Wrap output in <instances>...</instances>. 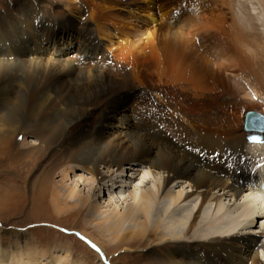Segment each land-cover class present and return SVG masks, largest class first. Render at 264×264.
<instances>
[{"label": "bare ground", "instance_id": "obj_1", "mask_svg": "<svg viewBox=\"0 0 264 264\" xmlns=\"http://www.w3.org/2000/svg\"><path fill=\"white\" fill-rule=\"evenodd\" d=\"M35 2L8 6L0 16V102L17 110L0 119V163L7 157L2 149L28 122L37 129L36 142L63 148L64 157L38 181L32 205L45 203L66 216L85 211L101 238L149 250L157 256L152 264H264V130L247 131L243 122L247 107L261 105L264 115V0H67V12L47 9L45 15ZM113 9L136 17L141 12L148 25L126 26L115 13L99 19ZM212 24L219 40L209 33ZM69 28L82 33L75 47L67 44L73 36L56 35ZM94 36L107 38L126 64L110 63L104 49L98 53ZM197 36L211 59L201 65L192 58ZM58 40L60 59L52 57ZM211 61H220L214 70ZM226 70L237 73L230 82ZM130 96L128 109L123 103ZM108 107L111 114L129 111L125 138L101 135L95 116L106 119ZM113 116L101 120L107 129L122 125ZM253 134L260 140L251 141ZM129 164L161 173V182L144 183L149 172L126 189L123 167ZM55 171L58 180L49 182ZM70 173L75 181L92 180L118 194L124 204L102 205L100 188L89 192L79 182L67 184ZM177 184L189 191H174ZM10 202L8 196L0 200L8 207ZM258 220L260 235L239 234Z\"/></svg>", "mask_w": 264, "mask_h": 264}, {"label": "rangeland", "instance_id": "obj_2", "mask_svg": "<svg viewBox=\"0 0 264 264\" xmlns=\"http://www.w3.org/2000/svg\"><path fill=\"white\" fill-rule=\"evenodd\" d=\"M22 1L23 0H0V16L4 14L8 6H14L18 2H22ZM33 1H36L35 3H38L39 6L44 8L42 11H40L41 15H45V13L47 12V9L48 10L49 9L51 10L63 9L64 10V9L70 8L64 4V2H66L67 0L65 1L64 0H58V1L57 0H33ZM165 6L167 7V5ZM168 8H170L169 5H168ZM156 9H159V8H156ZM156 9H155V12H156ZM64 11L67 12V10H64ZM112 13H115L116 15H112ZM206 13L208 12H203L201 15H204ZM109 15H112L113 17L118 18L119 20L122 21V24L126 26L128 25L130 27L132 26L130 24H133V23L139 24V26H141L142 24H147L146 22H144L143 19L145 18V16L142 15L141 12H138V16L136 17L134 13L132 15H128L126 11H120V10L116 11L114 9L111 11L102 12L99 19H101V21H104L105 18ZM70 16L73 17V19H75L76 23L78 22V18H76V16H73V15H70ZM128 16H130L132 19L126 20V17ZM138 18H140L141 21ZM193 19H195V15ZM80 21H81L80 23L85 22L83 18ZM134 26H136L135 29H139L137 25H134ZM213 26H214L213 24L212 26H210L211 31L209 33L211 36L214 35V37H216V40H219V37H221L222 35H220V32L217 31L216 28L212 30ZM46 27L45 25H43L41 27L42 29L40 28L41 29L40 31H43L44 29H46ZM14 31H17V30H14ZM76 31L77 30L75 29L71 30L69 28L66 32H63V34L62 32L60 33V31L56 32V35L58 34L59 37H61V35L63 36L66 34H69V37L73 36L70 42H68L67 44L70 47H75L76 42H78L77 38L82 37V33H79L78 31L77 32ZM132 35L134 36V33H132ZM111 36H112L111 40L116 41L117 37L114 35V33L111 34ZM142 39L143 38H141V40ZM202 39H204L203 35H202ZM192 40H194L193 44L195 43V45L192 46V51H194V55H193L194 57H192L193 62H197L198 65H201L203 62L210 61L211 59L207 55L208 51L207 50L204 51L203 49L204 46L202 43H206V41L202 40L203 41L202 42L198 36L194 37V39ZM216 40L213 43V45L216 48H219L220 45L216 44ZM94 41L96 44L98 43L100 45L98 53H100V51H103L104 49V54L109 57L110 60L108 59V61L110 63L114 61L117 64H126L124 61L122 62V59H119V57L115 56L114 51L110 50V47L108 45L109 40L107 38L94 36ZM60 43H61L60 40H58L57 53L52 54L53 58H56V59L62 58L61 53H60ZM0 47H1V43H0ZM97 56L99 57V55ZM212 62L213 61H211V63ZM215 62L218 63L220 61H215ZM215 62L212 64L215 65L216 64ZM127 68L129 69V67ZM215 68H216V65L212 66L213 70ZM188 72H186L185 73L186 75L184 76H186L185 78L190 81L189 77L191 78L190 75L192 74V71H188ZM234 72L230 70L228 71L226 70L225 72H223V75L228 77L229 78L228 81L230 82L232 80V75L235 76L234 74H237ZM195 79L198 81L197 78ZM134 89L138 90L140 89V86H135ZM151 95L154 98H156L155 99L156 102H159L160 104H162L158 95H156L153 92L151 93ZM240 96L241 94L239 95L238 93V96L235 99H240L241 98ZM132 102H133V98L130 96V98L126 100L123 103V105H125L126 108L129 109L131 108V106H133ZM257 102H261V101H257ZM0 103H1L0 104V119H3L4 116L7 117L6 114L8 112L9 113L13 112L12 114L17 113L16 107L14 104H11L9 106V103L7 102H4L3 104L2 102ZM137 108L141 109L139 107ZM145 110H146L145 108H142L141 111L143 112ZM260 110H261V105L258 107H253V108L247 107L245 112L253 111V112H257L258 114L262 115L260 113ZM110 111H111L110 107L106 108L103 111L106 119L102 120L101 118L103 116L102 113L97 114L95 116V120L97 121L96 125L98 129L100 130L101 135L106 139L107 138H118V139L125 138L126 134L124 133L125 131L123 129V126H124L123 120L131 121L129 111L128 112L126 111L125 115H123L122 111L121 112L119 111V113H116V114L114 113L111 114ZM111 115H114L111 119H116L117 123L121 121L122 125L108 127L107 129L104 123L107 122V119ZM101 120L104 123H101ZM18 121L19 123H21L20 119H18ZM28 123L23 124L24 130H19L18 134L13 135L12 141L6 146L7 148L2 149L4 151V154L7 155V157L3 158V161L5 163L4 162L0 163V194H1L0 200H5L6 197L8 196L12 202L9 203L10 204L9 207L4 206L3 204H0V263L2 264H5V263L6 264H16V263L28 264L26 263V259L28 257L29 258L33 257L32 258L33 261H31L29 264H152L154 263V260L157 259V256L152 252L150 253L149 250L145 248L144 249L136 248V247L133 248V246L132 248H128L124 246H115L112 243L108 242L106 239L101 238L96 232L95 228L86 223L85 220L87 218L86 217L87 213L85 211H83L80 214L75 213V215L74 214L70 215L67 212V214L69 215L66 216V213L61 215L56 212L54 207H52L51 205L45 204V203H43V205H40V206L32 205L33 203L32 195L36 191L37 186H39L38 181H40V179H43V175L45 174V172L47 174V171L52 167V165L58 162L59 160H61L64 157V155L62 152L63 148L55 144L48 145L49 144L48 139H46V144L48 143L47 144L48 146H45L43 142L39 143L38 140L36 142L34 132L37 129H35V127L31 125V123L29 124ZM263 123L264 121L261 119H257L254 122V124L256 125L255 126L256 128L258 127L262 128ZM133 124H135V122H133ZM139 124L144 125L143 122H139ZM1 136L3 135L0 132V137ZM22 142L24 143V146H21L20 143ZM37 143H39L38 146H37ZM38 147L41 148L42 151L40 150L38 151ZM15 153H18V155H15ZM19 158L21 159L19 160ZM22 164H24V166ZM131 165L132 164H129L128 167H123L124 171L123 169L119 170V172L123 171V173L128 176L129 181L126 180L125 182H126V189H129V190L134 188L135 183L138 181V177L143 176L144 173L151 172L147 170L146 168H143V165L141 166L139 165L131 166ZM125 166H127V163L125 164ZM16 168L18 171L16 170ZM19 169L23 170L25 174L23 172L18 174L17 172H19ZM73 173L74 175H77L79 174V171L77 169H74ZM151 173H149V176L146 177V179L144 180V183H151V180H153L155 183L161 182V178H162L161 173L157 171H153ZM57 176H58V172L55 171V173L52 174L49 182L57 181L58 180ZM10 178H12V180ZM84 178H87L88 180L89 177L84 176ZM75 180H76V176H73L72 173L68 174L67 184H71V183L77 184V182L80 183V181L78 180L75 181ZM237 183L242 186L246 184V183H242L241 181H237ZM80 185L82 189H84L85 191H89V192H92V190L95 188L97 189L100 188L101 192L99 194V200L102 205H105V204L113 205L114 203H116V205L119 206L121 204L122 205L124 204L122 203L121 200H118L119 198L118 194H115L113 192L108 193L105 187H101L97 185V183L92 180L83 181L82 183H80ZM181 189L185 191L186 190L189 191V188L187 187L186 184H177L176 187H174V191L181 190ZM4 193L6 196L4 195ZM48 200L49 199H47V202ZM126 200L128 199L126 198ZM227 201L228 199L226 198V202ZM262 221L263 220L256 221V224H253L252 226L245 228L244 230L240 231L239 234L246 235V236L258 235L262 229V227L260 226V223ZM82 230H85L86 233L98 239V242L95 240L96 241V244H95L90 238L87 237V235ZM260 240L262 243H264V236H260ZM99 242H102L103 247L106 248V252L103 250V247L100 245ZM31 254H32V257H31ZM58 256L63 257V259L60 262L56 263L54 262L53 259ZM20 258H22V260H20ZM5 259L7 261H5Z\"/></svg>", "mask_w": 264, "mask_h": 264}, {"label": "water", "instance_id": "obj_3", "mask_svg": "<svg viewBox=\"0 0 264 264\" xmlns=\"http://www.w3.org/2000/svg\"><path fill=\"white\" fill-rule=\"evenodd\" d=\"M257 119H261L264 121V117L261 116L260 114H258L257 112H253V111H249L246 113L245 115V120H244V128L247 131L256 133L257 132V128L255 127L256 125L254 124V122ZM263 128L261 130H264V123L262 124ZM251 141H258L260 140V137L257 136L256 134L250 135L249 138Z\"/></svg>", "mask_w": 264, "mask_h": 264}]
</instances>
